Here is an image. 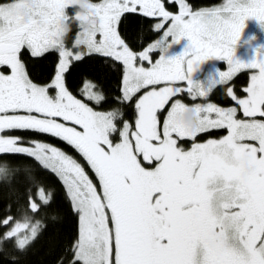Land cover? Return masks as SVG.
<instances>
[{"label": "snow or ice", "instance_id": "1", "mask_svg": "<svg viewBox=\"0 0 264 264\" xmlns=\"http://www.w3.org/2000/svg\"><path fill=\"white\" fill-rule=\"evenodd\" d=\"M69 2L81 0L0 2V65L10 68V74L0 72V133L33 130L61 138L88 162L101 191L75 159L55 147L43 143L19 146L24 143L22 138L0 135V156H30L63 178L80 218L75 260L83 264H264V120L255 119L264 117V56L258 52L259 58L250 63L234 58L245 21L255 17L264 24V0H227L223 7L195 13L180 0V13L174 16L162 0L81 2L87 12L76 19L81 21L86 39L77 43L123 62L124 99L151 86L136 104L134 140L126 123L122 140L116 144L109 138L116 131V114L93 111L64 84L73 55L63 44L68 30L64 10ZM137 6L145 16L172 20L163 37L139 54L117 30L122 15L135 13ZM155 27L160 29L163 24ZM97 32L100 40L95 38ZM169 36L172 44L187 38L183 52L169 54ZM24 48L35 57L51 49L59 51L61 59L51 84L40 86L29 79L21 59ZM157 48L163 54L153 64L149 54ZM138 58L151 67H137ZM211 58L226 59L229 71L219 72V79L209 86L201 84V96L226 83L241 68L259 69L246 89L247 98L237 100L228 89L249 119H236V108L208 104L189 109L177 100L161 131L158 112L185 90L175 87L176 82H187V91H193L192 73ZM74 59L81 60L82 54ZM162 84L165 86L157 87ZM85 87L90 98L102 99L90 91L94 85L86 83ZM49 88L57 90L55 96L49 95ZM189 112L196 117L191 124L184 119ZM209 128H227L229 134L195 143L190 151L173 138V134L195 138ZM142 161L156 163L145 167ZM6 171L7 165L0 167V173ZM29 180L37 183L34 177ZM39 196L42 207L50 203V193L46 196L42 188ZM29 210L41 209L30 202ZM15 231L7 236L11 238ZM32 234L36 235L35 228ZM26 243L20 240L19 247L24 249Z\"/></svg>", "mask_w": 264, "mask_h": 264}, {"label": "trees", "instance_id": "2", "mask_svg": "<svg viewBox=\"0 0 264 264\" xmlns=\"http://www.w3.org/2000/svg\"><path fill=\"white\" fill-rule=\"evenodd\" d=\"M4 1L6 0H0V2ZM187 1L194 7H205L223 0ZM75 8L70 7L71 14ZM155 20L156 17L145 16L140 11L124 13L118 29L133 50H142L159 35V30L154 26ZM69 21L67 40L71 43L70 37L78 31L79 20L73 15ZM21 59L29 77L35 82L45 83L54 76L59 52L51 49L43 56L35 57L31 55L30 50L24 48L21 50ZM1 67L5 71L8 70V66ZM251 72V68H245L226 83L216 85L210 93V99L225 106L235 103L236 101L228 94L229 86L233 87L238 97L246 94L245 87L248 85ZM123 73V62L101 53L90 52L84 54L81 60L71 62L65 80L73 94L87 99L96 108L110 111L115 108L122 109V115L115 113L116 121L119 123L125 119L132 122L137 115L135 97L123 98ZM87 80L94 83V87L102 94V99L97 101L86 96L84 85ZM216 132L217 130L214 129L207 130L198 134L197 138H206ZM15 133H23L22 135L27 139L50 141L84 162L81 154L61 138L33 130H25V132L15 130ZM186 140L193 141L192 138ZM5 165H7L6 174L0 173V264H82L81 261L74 259L79 234V214L73 207L63 181L55 172L30 156H0V167ZM30 176L36 179L35 185L30 182ZM41 188L46 196L49 193L51 196L50 203L43 207L39 196ZM32 201L41 209L39 212L29 210ZM10 216L34 222L36 235L33 236V231L27 228L18 231L11 238L5 236L10 224L4 221ZM20 240H27L24 249L19 247Z\"/></svg>", "mask_w": 264, "mask_h": 264}, {"label": "rangeland", "instance_id": "3", "mask_svg": "<svg viewBox=\"0 0 264 264\" xmlns=\"http://www.w3.org/2000/svg\"><path fill=\"white\" fill-rule=\"evenodd\" d=\"M7 2H10V0H6L3 3H7ZM81 2H84V3H87V4H92V5H98V4L104 3V0H81ZM81 2H77V3L69 2L67 7L64 10L66 16L68 17V25H67L68 26V30L65 33L64 37H63V44H64V47L73 54L71 57H69V61H70L69 65L71 64V62L73 60H75L74 57H75V55L77 53L82 54V56L84 54L90 53L87 44H85V43H79L78 44L77 43L78 39L79 40L86 39L85 29H84V27L81 26V21H79V23H78V31L75 33V35L73 37H70V38H72L71 43H69L68 40H67V34H68V31H69V28H70L69 19L73 15L75 17H77L78 14H84V13L87 12V9L81 7ZM162 2L164 4V6H165V9L167 11H169L173 16L174 15H179V13H180V0H162ZM184 2L189 6L191 11L195 13V12H199V11H202V10H211V9L223 7L227 3V0H223V1L219 2V3L214 4V5L205 6V7H194L187 0H184ZM70 7H76L72 14L70 12ZM137 11H140L139 10V6H137ZM155 17H156V20H155L154 26L157 25V24H163V27L160 28V29H157V30H159L158 37L155 40H153L152 42H150L142 50H133L127 44V42L124 40V38L122 37L121 33L119 32V29L117 28L118 32L121 35V38L125 41V43L129 46V48L134 53L139 54L140 52H142L145 49H147L151 44H153L156 41L160 40L163 37L164 33L168 30V28L171 27V25H172V20L171 19L164 20L163 17H159V16H155ZM188 18L189 17H185V19H188ZM95 38H96V40H100L101 39V34L99 32H97ZM167 42L169 44H171V48L169 50V54L170 55L180 54L181 52H183V50L185 49V47L189 43L187 38H183L181 41H179V42H177L175 44H172V37L171 36H169L167 38ZM258 52L260 53L259 56H264V24H262L255 17H249L245 21V27L242 30L241 36H240L239 40L237 41V43L235 45L234 58L239 59L240 61H242L244 63H250L254 59L259 58V57H257ZM162 54L163 53L161 52V50L159 48H157L154 51H152L149 54L150 57H151L152 63L154 64L160 58V56ZM60 59H61V57H60V54H59V60L57 62L56 71L54 73L53 78L50 81L45 82V83H38V82L33 81L30 77H29V79L32 80L33 83H36V84H38L40 86H46V85L51 84L53 82L54 78H55V75H56V72H57V67H58V64L60 63ZM1 66H3V65H0V72H3L4 74H10V68H8V70L5 71V70L2 69ZM136 66L137 67L143 66L145 68H149V67H151V64L148 63L147 61L141 62L139 60V58H138L137 62H136ZM25 69H26V67H25ZM243 69H245V68H241L238 71H236L232 75V77L237 72H239L240 70H243ZM251 69H252V72H251V75H250V80L248 82V85L245 87V90L251 86V82H252L251 78H252V76L258 75V73H259V69H256V68H251ZM228 71H229V65H228V62H227L226 59L211 58V59L203 62L196 69V71L192 73V79L195 81V83L193 85V91H191V92L187 91V89L189 87L187 82H185V81L176 82V84L174 85L175 87H180V88L185 89V90L180 92V93H178V94H176L175 96H173L169 100V103L165 106V108L158 112V118L161 121V131L163 129V122H164V120L167 117L168 111L171 109L172 104L175 103V101H177V100H179L183 105H185L189 109H195L196 106H206L208 104H213V105H215L217 107L224 108V109L236 108L237 109V111H236V119H240V120L249 119L248 117L244 116L241 106L237 103V100L247 98V96H248L247 91H246V94L238 97V96L235 95L233 87L229 86V88L232 90V93L236 96L237 100H235L236 101L235 103L230 104L228 106L221 105V104H219L217 102H214L213 100L210 99V93H211V91H212V89L214 87L210 91H208L207 95H205V96H201V95L198 94L199 91H201V84H204L205 86H209L213 79H219V72H228ZM65 74H66V72H65ZM65 74H64L65 87L68 90V92L74 98L80 100L82 103H84L88 107L92 108L93 111L100 112V113H105V114L113 113V111H110V110H103V109L96 108L95 106L91 105L90 102L87 99H84L82 97H79V96L73 94L70 91V89L68 88L67 84H66ZM125 75H126V68L124 66L122 90H123V87H124V77H125ZM87 83H90L91 85H94V83L91 82L90 80H87ZM85 85H86V83H85ZM85 85H84V91H85L86 96L89 97L88 89H86ZM163 86H165V85L162 84V85H159L157 87L159 88V87H163ZM150 90H151V86H149L148 88H142L138 92L134 93L131 98L135 97V103L137 104V102L139 101L140 97H142L145 94L146 91H150ZM90 91L92 93H95V94H97V95L102 97V94L95 87H92L90 89ZM56 92H57L56 89L49 88V95L55 96ZM122 95H123V98H124V93H122ZM136 110H137V115L133 119L132 122L129 121L128 119H125L121 123H119L118 121H116V118L114 119L113 122L116 125V131L112 132L110 134V136H109V138L112 140L113 144L121 142V140H122L121 132H122V130L124 128V125L126 123L130 126L129 127L130 139L134 140V137L131 136V133L136 131V121L138 119V109H136ZM185 115L186 114H184V117H185ZM200 115L202 117L204 115V113H201ZM211 118L215 119L216 118V114L213 113L211 115ZM255 119L264 120V117H261V116L257 115L255 117ZM58 122L64 123V121L62 119H59ZM68 126L77 127V129L79 130L78 126H75V125H73L71 123H69ZM212 129L217 130V132L215 134L208 135L206 138L205 137L204 138H197V135L202 133V132L197 133L195 138L187 137V136L177 137L176 134H173V138L177 139V145L179 147H181L185 151H190L192 146H193V144H195V143L204 144V143H207L209 140L222 139V138H224L225 136H227L229 134V130L227 128H223L224 130H221L222 128H209V130H212ZM20 132H25V130H20ZM22 134H20V133L16 134L15 130H5L4 132L0 133V135H4V136L22 138L24 143L20 144L19 146L33 147L34 143H43V144H46V145H49L51 147H55V148L59 149L60 151L64 152L65 154H67V155L71 156L73 159H75L84 168L85 173L88 175L89 179L92 180L93 184L96 185L97 191L98 192L101 191L100 184H99L98 178H97L94 170L91 169L90 165L88 164V162L84 159V157L82 155L81 156L84 159V162H81L80 160L75 158L71 153L67 152L62 147H59L57 145L52 144L50 141L35 140V139H31V138H30L31 139L30 140V139H27V137L23 136ZM186 138H188V139L192 138L193 141L188 142L186 140ZM29 142H32V143H29ZM244 142L245 143H256L255 141H251V140H246ZM155 163L156 162L153 161L152 164L149 165L148 162L142 161V164L145 167H154ZM53 172H55V171H53ZM55 173L63 181V178L59 175V173H57V172H55ZM64 185L66 187L67 193H68L69 198H70V200H71V202L73 204V207H74V203H73V201L71 199V195H70V193L68 191L67 185L65 183H64ZM5 221H7L8 224H10L9 225L10 227H9L8 231L5 233V236H7V234L9 232L15 231L17 225H21V227H20V229L18 231H22V230H25L27 228H30V230L33 231V228H36V224L34 222H31V221L25 220V219H15V218L10 216V217L6 218ZM18 231H15V234ZM31 231H29V232H31ZM79 238H80V218H79V234H78L77 241L79 240ZM75 252H76V247H75ZM74 259H75V253H74ZM81 263L83 264L82 261H81Z\"/></svg>", "mask_w": 264, "mask_h": 264}, {"label": "clouds", "instance_id": "4", "mask_svg": "<svg viewBox=\"0 0 264 264\" xmlns=\"http://www.w3.org/2000/svg\"><path fill=\"white\" fill-rule=\"evenodd\" d=\"M122 111L123 110L120 109V108L113 109V113H120L121 115H122ZM184 119L186 120V122H188V123L191 124V123H194L195 122L196 117H195V114L194 113L189 112V113H187L185 115Z\"/></svg>", "mask_w": 264, "mask_h": 264}]
</instances>
